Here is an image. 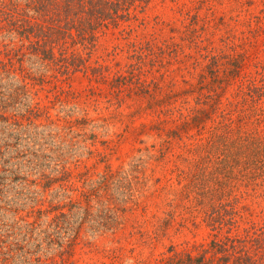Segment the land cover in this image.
I'll list each match as a JSON object with an SVG mask.
<instances>
[{"label": "rangeland", "instance_id": "rangeland-1", "mask_svg": "<svg viewBox=\"0 0 264 264\" xmlns=\"http://www.w3.org/2000/svg\"><path fill=\"white\" fill-rule=\"evenodd\" d=\"M6 44L20 43L0 37L1 60ZM68 47L87 69L0 70V264H171L203 254L207 212L235 195L239 231L264 218V171L245 170L264 98L240 93L264 67V0H151ZM233 58L241 77L210 90Z\"/></svg>", "mask_w": 264, "mask_h": 264}, {"label": "trees", "instance_id": "trees-1", "mask_svg": "<svg viewBox=\"0 0 264 264\" xmlns=\"http://www.w3.org/2000/svg\"><path fill=\"white\" fill-rule=\"evenodd\" d=\"M18 1H0V37L5 36L20 43L6 44V59H0V70L13 68L16 60L23 61L26 57L45 66V69L59 67L66 71L70 66H85L87 69L82 56L76 52L70 54L68 42H79L86 46V49H92L100 32L132 21L140 10L147 8L151 0H24L25 5ZM11 42L13 44V41ZM149 46L148 43L147 48ZM145 47H134V51ZM226 64L231 66L225 69L222 78H219L222 82H218V86L210 87V90L216 91L219 86L223 90L232 79L241 77L239 58H233ZM98 69L100 68L93 70ZM133 70L134 66L131 71ZM261 70L258 73L259 78L251 76L247 83L244 82L240 86L244 101L256 102L264 98V67ZM122 77L121 75L119 79L126 78ZM216 78L218 76L214 79ZM137 83L138 89L144 92L145 83L141 78ZM207 98L212 97L208 95ZM186 123H189V119ZM247 144L252 146L253 155H249L251 159L246 160L245 170L249 175L264 171V143L253 141ZM229 159L230 157L225 155L219 161L223 172L231 162ZM258 176L260 175L254 176V180ZM217 182L220 184V194L226 195L224 193L228 185L219 180ZM214 192L216 194L218 191H213V194ZM261 196H264V189ZM242 197L243 195H235L233 199L230 197L227 202H221L207 212L206 221L214 234L211 241L204 244L203 254L196 257L191 253L178 252L168 257L171 264H264V218L260 222H248L246 226L241 227L242 231H239V218H243L239 208ZM59 221L58 217L54 218L51 225L59 227ZM234 229L238 231L235 233Z\"/></svg>", "mask_w": 264, "mask_h": 264}]
</instances>
